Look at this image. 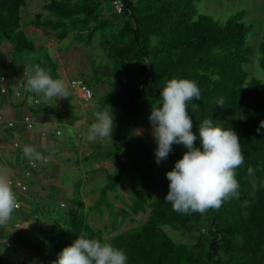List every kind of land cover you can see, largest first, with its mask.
<instances>
[{"label":"trees","instance_id":"16d2710c","mask_svg":"<svg viewBox=\"0 0 264 264\" xmlns=\"http://www.w3.org/2000/svg\"><path fill=\"white\" fill-rule=\"evenodd\" d=\"M122 1V12L110 17L107 12L113 0H47L31 20L35 28L52 31L59 42L73 36L86 45L99 39L106 46L108 63L93 66V75L84 79L92 89L107 83L95 112L109 106L121 111L110 136L112 142L106 146L96 143L78 160L82 166L106 159L115 163L112 171L106 170L105 182L96 185L97 199L92 204L85 203L83 178H79L66 211V224L49 217L52 228L46 232L40 229L21 253L12 254L11 243H5L8 255H18L20 264H53L59 253L73 243L69 230L74 237L86 232L89 237L123 249L127 264H264V187L259 186L264 181V129L257 133L264 121V80L249 75L244 67L253 54L249 42L253 26L244 20L245 9L221 19L199 13V0ZM24 3L25 0H0V39L11 45L10 63L14 66L18 60L29 62L31 57L32 68L38 64L57 79L59 66L48 47L36 45L22 29ZM258 62L264 71V34ZM15 74L9 78V86ZM174 77L194 80L201 89L200 100H192L188 106L197 136L203 120L211 119L237 132L245 154L244 164L237 169L239 198L204 214L177 213L164 199L169 187L155 191L157 173L147 142V126L153 106L161 102L160 92ZM29 95L26 89L22 103L34 109ZM65 100L66 113L73 120L80 119L72 106L68 108V98ZM220 100L224 106L218 104ZM193 103L199 105L198 111H192ZM39 111L49 110L40 107ZM139 129L143 131L141 135H137ZM151 144L157 148L153 136ZM196 145H200L199 139ZM185 151L183 145L174 144L168 158L176 163ZM249 167L254 169L253 177L248 174ZM252 179L258 189L255 199L251 197ZM122 185L131 188L129 201L119 193ZM109 192L120 196L123 205L117 207L109 199ZM103 207L113 231H119L134 214L144 212L148 217L105 237L89 222V215ZM164 225L188 232L193 241H176ZM0 261L6 264L1 251ZM15 261L19 264L17 259L13 264Z\"/></svg>","mask_w":264,"mask_h":264},{"label":"clouds","instance_id":"9594fccd","mask_svg":"<svg viewBox=\"0 0 264 264\" xmlns=\"http://www.w3.org/2000/svg\"><path fill=\"white\" fill-rule=\"evenodd\" d=\"M19 84L45 104L54 98H67L69 95L67 82L54 79L50 70L38 64L31 70L25 69ZM160 96L159 105L162 107L153 106L149 117L157 144L156 163L167 160L174 144L187 149L182 159L176 161L174 168L166 173L170 183L165 201L171 204L173 211L190 215L204 214L210 209L218 210L224 202L239 198L237 169L244 164L245 154L237 132L231 127L214 124L211 119H204L197 136L193 131V118L188 112L189 102L201 97V89L194 80L174 77L166 82ZM218 104L224 106L223 100ZM191 107L192 111H198L199 105L193 103ZM94 115L96 119L90 126L88 139L112 137L116 121L111 106L96 111ZM261 129H264V121L260 122L257 133ZM197 139L199 146L196 145ZM23 155L29 160L44 159L31 145H25ZM248 174L253 177L254 169L249 167ZM250 182L251 197L255 199L257 183L255 179ZM259 186L264 187V181ZM18 206L11 179L6 172L0 171V227L8 224ZM127 261L123 249L81 232L78 239L59 253L58 260L53 264H127Z\"/></svg>","mask_w":264,"mask_h":264},{"label":"rangeland","instance_id":"374dc122","mask_svg":"<svg viewBox=\"0 0 264 264\" xmlns=\"http://www.w3.org/2000/svg\"><path fill=\"white\" fill-rule=\"evenodd\" d=\"M47 2V0H25L24 5L22 6V29L25 34L29 37V39L33 40L36 45H46L52 54L54 60L58 64L59 78L63 79L68 84V93L72 96L70 100L69 109L74 108V112L76 115L80 116V119L73 120L70 119L72 125L66 124L64 122H59L57 124L60 129V134L55 135L56 140L64 143V147L67 149V153L70 159H74L75 154L79 152L81 154H86V152H90L93 149V146L96 143H101L103 145H109L112 140L111 137L107 138H97L96 140H89L88 133L92 123L95 122V108L99 105V98L102 94L107 91V83H102L93 87L94 96L90 98L88 101H82L81 95L76 93L69 85V79L71 77L82 76L85 79H89L93 75L92 67H98L101 64L108 63V58L106 56V46L102 45L99 39H96L92 45H86L78 40L74 39L73 36H69L66 40L59 42L55 37L54 33L50 30L42 31L40 29L32 26L31 20L34 18V14L38 11L43 10V5ZM196 9L199 13L211 15L216 18L227 19L237 10L245 9L244 20L253 26V31L249 35V42L253 49V54L249 58V62L244 65L246 71L249 75L256 76L264 80V71L259 65L258 56H259V43L264 34V0H199L196 2ZM118 13L114 10V7H111V11L107 12V15L111 17V15ZM10 43L6 39H0V50L2 51V60L5 59L3 55L8 54V47ZM28 54L26 53L27 57ZM11 54H8L6 57L7 62H0V74L3 72H15L20 74L23 71L24 67H28V69H33L31 65V57H29V62H25V60H18L14 66H10ZM9 59V60H8ZM94 61V62H93ZM92 63H94L92 65ZM21 71V72H20ZM75 91V93H74ZM158 103L155 106H158ZM48 106L53 109V113L55 116L65 113L60 108H63V98L55 99L48 101ZM162 107V105H159ZM64 107H67L64 105ZM113 114L115 116V121L117 122V117L120 115V108L111 107ZM66 109V108H65ZM62 111V112H61ZM66 115V114H65ZM35 116V115H34ZM36 117V116H35ZM53 118V116H51ZM63 120V117H60ZM34 123V122H33ZM51 128L54 126L51 125ZM148 138L147 142L151 146L152 153V161L153 165L156 169L157 173V183L155 187V191L164 189L169 187V180L166 177V173L171 171L175 162L171 158H167V160L162 161L160 164L156 163L155 157V148L151 144L152 135V125L149 121V125L147 126ZM143 133L142 129L137 131V135H141ZM71 151V152H70ZM75 151H77L75 153ZM88 152V153H89ZM76 154V155H78ZM65 160V158H63ZM115 168V163L110 160H103L100 162H95L91 165L82 166L79 163L74 162L73 169H67L61 172L60 180L67 184L68 182V195H55L51 190L46 192L42 200H37L32 207V212L34 213V217H25L22 215V212L19 210H15V215L13 218H20L23 222L22 226H30L31 228H41L45 232L47 229L52 228V220H49L47 214V210L50 207L56 206V218L60 219L62 223L66 224V211L70 208L72 203V198L74 197L73 187L75 182L79 178H83L82 191H83V199L86 204H92L98 197V191L95 190L96 185H101L106 180V170L112 171ZM56 184V182H54ZM53 183V184H54ZM131 188L128 185H122L119 187V193L122 195L123 199L129 201V194ZM55 195L56 200H51L52 197H49L50 200L46 199L49 195ZM54 198V197H53ZM109 199L114 202V204L119 207L123 205L122 198L116 195L114 192H109ZM61 200L64 202V205H59ZM27 199H24V207H26ZM30 206L27 207V209ZM38 215V216H36ZM38 217V218H37ZM148 217L147 213L140 212L138 214L132 215L128 221L121 227L119 231H124L128 229L130 226H135L146 220ZM29 221L31 225H29ZM89 222L92 226L97 228L103 236L108 237L116 234L119 231H113L109 225V217L107 210L105 207L98 212L94 211L89 215ZM37 223L41 225L38 226ZM7 224L5 229L8 228ZM203 229L205 227V222L203 223ZM164 228L169 232V234L179 242H192L193 236L188 232L178 231L173 229L169 225H164ZM25 230V229H24ZM8 234V231H7ZM6 237L5 235H3ZM9 238L14 241V244H19V237L16 234V230L10 234H8ZM7 236V237H8ZM68 236L74 241L78 239V237H74L71 235L68 230ZM8 251V250H7ZM17 259L20 264V259L18 255H8L7 257H3V260L6 264H13V261ZM38 264V263H36Z\"/></svg>","mask_w":264,"mask_h":264},{"label":"crops","instance_id":"0c3cea01","mask_svg":"<svg viewBox=\"0 0 264 264\" xmlns=\"http://www.w3.org/2000/svg\"><path fill=\"white\" fill-rule=\"evenodd\" d=\"M7 49L8 54H10L11 45ZM8 54L6 53L3 55L5 59L2 60V51L0 50V62H7L6 57ZM9 64L12 67L10 62ZM25 69H28V67H24L23 71H20V74H15L13 82L23 77ZM13 73L15 72H3L0 76L6 75L9 79ZM24 97L25 94L21 99L16 98L11 94L0 93V119L4 120L0 127V171L6 172L9 178L15 177L21 179L27 186L25 189L15 188L14 191L21 202V206L15 210L21 211L25 219H28V217H34V213L32 212L33 204L37 200H42L46 192H49L46 188H53L51 191L55 195H68V182L67 184L62 182L60 180V174L66 170V164L67 169H73L74 162L78 164L79 157L84 154H81L80 152L78 154L76 153L77 151H75L78 155L75 154L74 159H70L67 149L64 147V143L56 140L55 137V135L61 133L57 126L59 122H64L73 126L72 122H70V119L72 118L65 111L66 107H64V105L66 98H63V108H60L65 113H63V115L61 113L60 115L55 116L53 109L47 105L48 102L45 104L39 99V97H36L35 94L30 93L28 97V101L34 109H30L27 105L22 103ZM67 98V101L70 103L72 96L68 95ZM34 100H37V102H34ZM82 101L84 102V100ZM40 107H46L49 110L48 113L39 111ZM26 115H30L31 120L34 122L33 126L30 128L24 121V116ZM51 116H53V118H51ZM60 117H63V120H61ZM8 120L13 121L12 126L6 124ZM51 125L54 127L51 128ZM15 142H17V145L14 144ZM25 145L34 146L44 159L29 160L27 157H24L23 149ZM63 158H65V160ZM31 162H34V166ZM27 171H30V173L26 174ZM54 182H56V184ZM55 195H49L48 197L46 195L45 198L50 200L49 197H52L51 200L55 201ZM24 199H27L26 207H24ZM59 205H64V202L61 200ZM28 206L30 207L27 209ZM55 209L56 206L48 208V215L46 216H48V218H56L57 212H53L56 211ZM14 215L15 213L13 212L12 216ZM22 222L23 221L20 220V218L16 217L8 222V224L10 223L8 228L5 229V226L0 227V251L3 254V257H7L9 254V251L7 252L8 249L5 247V243H11L13 248L10 251L12 254L21 253L27 247L28 241L36 238L37 235L40 234L39 230L41 228L33 229L30 226H22ZM29 225H31L30 221ZM37 225L40 226L41 224L37 223ZM15 230L19 237V244L16 245L8 236V234L11 236ZM3 235L8 237L6 238ZM2 236L4 238H1Z\"/></svg>","mask_w":264,"mask_h":264},{"label":"built area","instance_id":"2783aa9c","mask_svg":"<svg viewBox=\"0 0 264 264\" xmlns=\"http://www.w3.org/2000/svg\"><path fill=\"white\" fill-rule=\"evenodd\" d=\"M113 7L114 10L117 13H121L123 10V1L122 0H113ZM8 77L6 75H1L0 76V93L3 94H11L14 95V97L16 98H23L25 92H26V88L20 86L19 84V79L15 80L12 84H10V86L8 85ZM70 87L76 91V93H79L81 95V99L84 101H88L90 98H92L94 96V91L91 88V86L85 81L84 78L82 77H73L70 79L69 81ZM34 102H37V100H34ZM4 120L0 119V127L2 126V122ZM24 121L26 122L27 126L30 128L33 126V121L31 120L30 115H26L24 116ZM6 124L8 126H12L13 125V121L8 120L6 122ZM59 132V131H58ZM15 145H17V142L14 143ZM31 164L34 166V162H31ZM30 171H27L26 174H29ZM12 181V187L13 190L15 188H21V189H25L27 186L25 185V183L18 178H10ZM18 200V207L19 208L21 206V202ZM8 245V244H7ZM0 264H3V261H0ZM15 264H17V262L15 261Z\"/></svg>","mask_w":264,"mask_h":264}]
</instances>
